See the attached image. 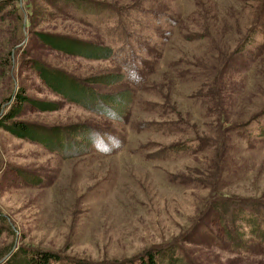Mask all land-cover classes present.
<instances>
[{
	"label": "rangeland",
	"instance_id": "1",
	"mask_svg": "<svg viewBox=\"0 0 264 264\" xmlns=\"http://www.w3.org/2000/svg\"><path fill=\"white\" fill-rule=\"evenodd\" d=\"M9 2L22 22L8 4L0 18V110L21 87L59 108L27 106L20 119L80 124L115 139L105 152L71 157L68 147L66 157L0 129V215L15 232L0 235V251L13 244L108 264L176 245L185 264H264V241L247 224L239 229L244 252L223 231L228 226L236 237L237 210L264 221V0H89L95 9L88 21L62 3ZM39 31L109 45L114 56L63 54L41 44ZM35 59L79 79L123 73V82L93 88L132 89L127 115L101 116L62 100L31 68ZM210 73L211 84L202 85ZM214 80L217 107L206 101ZM216 138L214 145L209 139ZM188 139L189 152L153 156ZM33 177L40 184L32 185Z\"/></svg>",
	"mask_w": 264,
	"mask_h": 264
},
{
	"label": "trees",
	"instance_id": "2",
	"mask_svg": "<svg viewBox=\"0 0 264 264\" xmlns=\"http://www.w3.org/2000/svg\"><path fill=\"white\" fill-rule=\"evenodd\" d=\"M44 1L50 3L51 5H56L58 3L68 5V7H70L69 9L72 11L70 13L78 15V17H83L85 21L90 20L92 16V10L95 9V7L91 4L92 2L90 3L89 0ZM8 4L11 5L9 0H0V18L4 15L3 12L6 10ZM13 4L11 6L14 8L15 17L18 18L21 23L22 16L21 14L16 13L17 9ZM146 15L150 16L149 19L151 20L156 19L154 15ZM167 19L170 21V23H175L172 18L167 17ZM249 33L246 34L245 37H248ZM36 39L41 44L52 50L71 56L82 57L86 59H110L114 56V50L112 46L89 42L65 34L39 31L36 32ZM243 44L244 42L240 43L238 48L234 49L232 53L227 55L228 57L226 59V62H228V58L229 61L231 60L232 55H234L237 50L242 51ZM154 52L155 51L152 49H147L146 55L149 56ZM4 65L5 63L3 64V66ZM30 66L37 77L43 82V84L50 91L59 96L62 100L76 104L83 109L95 112L101 116L111 115L118 118L119 120H123L132 104L134 92L128 87L122 88L119 92L108 94L100 93L93 88L94 84H116L117 82H123L125 77L121 72L115 74H99L79 79L61 69L48 66L36 59L31 60ZM220 70V68H216L215 70L213 69V71H216V76L214 75L215 78H217V74L218 72H220ZM211 73L209 74V76H207L208 79L203 82L202 85L208 83L211 84V81L209 79L210 76H212L214 79V76ZM214 81L215 84H212L213 88H211L213 92H211V94H208L209 96L206 97V101H208L209 103L212 102V104L217 107V100H221L222 95L220 92V88L218 89V87L216 86L217 80ZM4 103L7 104L3 110H0V129H3L4 131L10 133L14 137L39 144L46 150L50 152H56L58 154H61L62 156L68 157L66 155V152L69 149H74L73 152H69L71 154L69 156L71 157L87 154L92 151V148H95L98 151L105 152L109 148V140L115 139V136L113 134H110L112 136H109L108 133L105 134L101 130L89 128L86 126L84 127L80 124L47 127L20 119V116L27 106L35 108L39 111H55L59 108V101L33 99L25 95L24 90H22L21 87L10 90L8 96L5 98ZM146 126L151 129H159L160 127H166V124L155 123L151 125V123H148V125L146 124ZM196 138V141L199 139V141L197 142L203 145L201 139L197 136ZM209 140H211L214 145H217V138ZM189 142V139L182 140L171 146H166L165 148L156 151L153 156L156 157V155L159 154V157H164L169 156L171 153L177 154L189 152ZM203 146L205 147V144ZM215 155H217V149ZM33 179L34 180L30 182L32 183V185L40 184L38 178L33 177ZM211 204L213 206L212 211L217 214V200L213 201ZM239 211L240 210H237L236 213H233V218L235 219V221H238V223H240V225L238 224L234 229V232L236 233L235 236L237 238L233 236L232 238L231 235H234V233H230L228 226H223L225 237L230 240V246L235 249L237 245L244 244L238 243V240H241L242 238V232L239 231L242 223L247 224L251 229V233L254 235L257 234V236L260 235L259 239L264 241V221L260 219L255 213H246L245 210H241L240 212ZM3 232L11 235L15 233L10 228L9 224L6 221V218L0 215V235ZM176 248V245H168L163 248H155L154 250L151 249L149 251H146L145 253L143 252L139 254L136 257L135 263H132V260H124L114 261L108 264H185L186 262H183L184 259L177 255ZM238 250L244 252L246 248L243 245L242 248H238ZM0 264L105 263H90L82 261L74 262L72 260H63L60 257H57V255L53 254L52 252L30 249L24 246L14 247L13 244H9L7 248L5 247L0 251Z\"/></svg>",
	"mask_w": 264,
	"mask_h": 264
}]
</instances>
